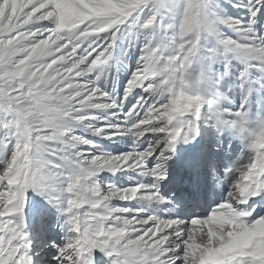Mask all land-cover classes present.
<instances>
[{"label": "snow or ice", "instance_id": "6c2138e0", "mask_svg": "<svg viewBox=\"0 0 264 264\" xmlns=\"http://www.w3.org/2000/svg\"><path fill=\"white\" fill-rule=\"evenodd\" d=\"M232 6L250 19L214 0H0V264L49 247L56 264H264V0Z\"/></svg>", "mask_w": 264, "mask_h": 264}, {"label": "rangeland", "instance_id": "374dc122", "mask_svg": "<svg viewBox=\"0 0 264 264\" xmlns=\"http://www.w3.org/2000/svg\"><path fill=\"white\" fill-rule=\"evenodd\" d=\"M240 3V4H247L248 0H214V3L220 7V9L223 12H226L227 14L241 18L242 20H249L250 19V11L247 7H233L232 3ZM256 25L258 30L264 31V6L260 7V12L257 13L256 16ZM45 24H48L46 21ZM221 29L225 31L226 33L230 35H234L230 29L227 27L221 26ZM122 43V42H119ZM137 54V48L134 47L129 55L125 58V61L123 65L120 68L119 76L118 79L116 80L115 83H113L110 80L105 81V88L110 92V93H119L120 88L122 87L124 81L126 80L128 76V72L132 66H134L135 62V56ZM231 64L233 65V70H238L240 67L239 61L232 59ZM235 99L237 103L239 102L240 99V90L237 88L234 93ZM134 97L130 96L129 97V102L133 101ZM86 133V132H85ZM90 138L95 139L97 143L101 144L102 146L105 144L103 142L101 137H93L90 133L87 134ZM121 141V140H120ZM123 149V148H121ZM239 151V145H237V152ZM233 154V158H234ZM223 162V160L221 161ZM34 199H39V197H34ZM55 255V249L48 248V250L45 252L44 259L48 262V264H56L55 260L52 259V257Z\"/></svg>", "mask_w": 264, "mask_h": 264}, {"label": "bare ground", "instance_id": "6f19581e", "mask_svg": "<svg viewBox=\"0 0 264 264\" xmlns=\"http://www.w3.org/2000/svg\"><path fill=\"white\" fill-rule=\"evenodd\" d=\"M84 134L87 135L88 133L86 132ZM102 140H103V142H105V144L103 146L106 147V148H108L109 150H112L117 145H119L120 148H126L127 147V144L124 143L123 141H120L119 138H116L113 141L104 140L103 138H102ZM128 142L130 143V138H128ZM233 143H235L236 145H239V142L238 141H234ZM183 147L184 148H187V145H183ZM206 207H207V204L203 205L201 210H203Z\"/></svg>", "mask_w": 264, "mask_h": 264}]
</instances>
